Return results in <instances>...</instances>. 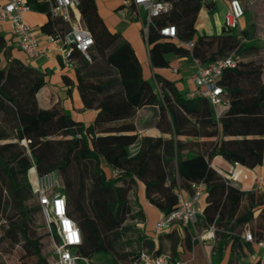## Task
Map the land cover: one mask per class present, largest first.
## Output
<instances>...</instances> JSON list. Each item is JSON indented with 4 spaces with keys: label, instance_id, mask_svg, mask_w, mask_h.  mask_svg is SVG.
<instances>
[{
    "label": "trees",
    "instance_id": "16d2710c",
    "mask_svg": "<svg viewBox=\"0 0 264 264\" xmlns=\"http://www.w3.org/2000/svg\"><path fill=\"white\" fill-rule=\"evenodd\" d=\"M156 1L170 4V10L154 18V25L149 28L146 41L152 68L168 67L170 54L196 58L202 64L228 57L237 62L235 68L224 70L219 80L228 107L218 118L205 98H185L159 76L155 77L162 91L157 93L143 78L129 42L106 27L95 0H82L78 8L93 39L90 60L77 51L71 55L83 109L95 111L89 124L74 121L59 106L41 109L35 95L44 85L43 78L16 59H6V68H1L4 40L0 36V111L19 124L16 142L0 144V177L16 200L21 215L16 228L32 250L34 264H51L57 236L44 218L52 245L47 257L42 255L39 242L28 236L30 212L43 215L34 195L32 171L37 175L56 173L55 192L65 198L67 216L82 237L77 252L89 264L93 256L108 255L121 238L120 231L125 230L122 227L131 211L130 195L136 179L143 183L147 201L163 214L178 206V189L188 191L192 182H204L203 221L208 228L214 226L215 232L232 245L239 242L234 230L248 224L253 212L264 205V195L239 190L212 166L215 157L247 169H255L264 162V63L241 62L257 54L259 47L248 31L223 28L218 35L198 32L200 11L205 8L212 15L216 0ZM43 5L36 4V9L48 16L42 30L49 35L62 31L60 20L52 18ZM166 26L175 27L177 40L160 35V28ZM189 41L193 43L191 50L179 44ZM92 77L97 80H90ZM144 107L158 109L157 120H151V124L169 134V139L139 138L135 117ZM177 136L216 140L203 144L198 152L182 155L183 145L175 139ZM56 137L61 138L53 139ZM139 140V150L132 156L130 147ZM143 152L153 159V170L144 162ZM106 168L111 174L116 172L115 177ZM1 193L0 189V205ZM28 198L34 199V207H28ZM244 198L248 209L240 213ZM260 216L264 218V209ZM133 217L143 220L141 210H136ZM248 230L255 240H264V220ZM138 249L128 264H140L143 250L160 255L141 235ZM111 264H115L113 259Z\"/></svg>",
    "mask_w": 264,
    "mask_h": 264
},
{
    "label": "crops",
    "instance_id": "0c3cea01",
    "mask_svg": "<svg viewBox=\"0 0 264 264\" xmlns=\"http://www.w3.org/2000/svg\"><path fill=\"white\" fill-rule=\"evenodd\" d=\"M26 1L32 10L24 14V21L38 38L39 45L46 46L49 52L46 56L43 55L33 60L29 59L18 48L10 24L0 22V36L4 40L2 63L5 64L6 59H16L43 78L44 85L35 95L37 104L41 109L48 110L53 106H59L68 112L74 121L83 124L91 123L95 117V111L83 109L76 86L74 70L66 71L64 69L58 50L60 45L49 43L47 41L49 34L42 30V27L48 21V16L45 12L37 10L36 4L43 5V3L40 0ZM3 2L4 0H0V4ZM228 2L229 0H216L215 12L212 15L203 8L197 19V23L200 19L199 25L196 23L198 32L207 35L220 34L223 29L222 18L228 7ZM240 2L244 7V15L240 20V28L236 32L248 31L253 42L259 47L257 54L241 59V62L246 63L249 60L255 63H264V59H261V56L264 55V48L260 45L261 43L257 42V40L264 41V0H240ZM95 4L106 27L110 31L121 34L129 42L140 63L143 78L150 82L153 89L157 93L162 91L161 83L155 77L159 76L171 83L180 95L188 98L187 95L195 90V86L191 82V75L194 72L191 57L170 54L167 55L168 67L152 68L141 21L130 16L121 18L117 13L119 4L116 0H95ZM244 41L246 40L243 39ZM197 53L200 54V51L198 50ZM165 90L167 91V89ZM227 107V105L217 108L212 107L215 118H218ZM157 113V108L151 109L148 107L137 111L135 121L139 138H170L169 134L161 133L151 124V120H157ZM148 121L149 123L145 125V122ZM175 139L183 145L182 155L198 152L203 144L216 140L215 138L191 136H177ZM136 144L138 145L135 148L137 153L140 140ZM191 144H193L192 147ZM212 166L239 190L255 195H264V182L259 187L256 186V177L259 175L264 176V162L255 169H247L238 165L232 166L221 157H215L212 160ZM105 170L110 172L108 168ZM109 174L111 175V172ZM132 194L134 205L136 204L135 208L138 211L141 210L143 216V220L140 219L138 225L141 236L144 237L145 241L152 244L153 251L158 254H167L183 264H255L260 257V249L255 245L244 242L241 239V234L245 229H251L262 223L264 218H261L260 213L264 209V205L259 206L253 212V219L248 224L234 230V234L239 236V242L232 245L227 238L223 239L219 232L218 234L214 232L213 236L208 233L209 228L206 227L203 221L202 213L199 215L194 227L186 228L175 223L155 238L154 228L162 212L147 201L144 185L137 179ZM200 206L203 211L205 196L202 198ZM247 209L248 201L244 198L240 205V213L245 212ZM226 234H229V232Z\"/></svg>",
    "mask_w": 264,
    "mask_h": 264
},
{
    "label": "built area",
    "instance_id": "2783aa9c",
    "mask_svg": "<svg viewBox=\"0 0 264 264\" xmlns=\"http://www.w3.org/2000/svg\"><path fill=\"white\" fill-rule=\"evenodd\" d=\"M82 0H40L46 7L52 18L60 20L62 31L49 35L47 41L52 44H59L61 62L66 71L75 69V61L71 59L73 51H77L88 60L89 51L93 46V39L87 30L79 14V6ZM119 4L117 13L121 18L130 16L141 21L142 32L147 38L153 20L160 15L166 14L170 10V4L158 2L156 0H116ZM31 6L26 0H4L0 4V22H8L11 26L13 37L18 48L29 58L36 59L46 56L49 49L40 46L38 38L33 34L31 27L25 23L24 14L30 12ZM244 15V9L240 0H229L228 7L223 14L222 26L226 30L238 31L240 20ZM159 33L166 38L176 39V29L174 26L160 28ZM187 50L193 48V43L179 42ZM194 72L191 75V82L195 90L187 97L194 98L201 96L205 98L210 106L217 108L225 105L224 92L219 85V80L224 70L233 69L237 62L228 57L216 59L208 64H202L198 59L192 58ZM138 145L130 147V154H136ZM116 172L111 174L115 177ZM233 177V176H231ZM264 182V176L256 177V186L259 187ZM57 185V175L54 171L37 175L34 172L33 190L38 205L41 208L49 229L53 228L57 241L53 244L51 264H89L88 260L82 257L77 248L82 243V237L75 223L67 216L66 201L64 196L55 192ZM206 193V184L202 181L192 182L188 191L177 190L178 206L163 214L157 221L154 234L155 238L168 229L171 225L178 223L186 228L196 225L199 215L202 213L200 202ZM216 231L214 226H210L208 233L213 236ZM211 236V237H212ZM241 239L251 245L257 246L260 257L255 264H264V240H255L252 233L245 229L241 234ZM140 264H183L181 261L171 258L167 254L153 255L143 250L139 255Z\"/></svg>",
    "mask_w": 264,
    "mask_h": 264
},
{
    "label": "rangeland",
    "instance_id": "374dc122",
    "mask_svg": "<svg viewBox=\"0 0 264 264\" xmlns=\"http://www.w3.org/2000/svg\"><path fill=\"white\" fill-rule=\"evenodd\" d=\"M113 15V13H112ZM113 20V18H112ZM200 19L197 23L199 25ZM139 33V31H138ZM262 48H264V41L257 40ZM264 59V55L261 56ZM249 62V60L247 61ZM1 68L5 69L6 65L1 64ZM92 81H96L95 77L90 78ZM19 126L18 122L11 116L0 111V144L8 142H16V129ZM56 137L53 139H60ZM66 139V137L64 138ZM24 144V143H22ZM27 144V141H26ZM193 144H191L192 147ZM196 145V144H195ZM144 153V162L150 165L151 170L154 169V161L146 152ZM108 173V171H107ZM34 171L31 172V182L33 184ZM0 189L2 190L1 199L2 204L0 205V264H20L21 262H28L34 264L36 259L32 256V250L24 243L23 238L20 235V231L16 228L20 221L21 215L16 205V200L9 192V186L3 182L0 177ZM132 193L130 195V207L131 211L127 220L124 222L121 232V238L114 244L112 251L105 256H93L90 260V264H111L113 259L115 264H128L133 254L139 249V237L141 235L139 230V220L134 219L136 208L132 200ZM28 207L32 208L35 205L33 198H28L26 201ZM28 221V236L30 239H35L41 245L42 255L45 257L50 254L52 245L46 235L44 226V217L41 214L30 212ZM8 232H12V235H7ZM13 234L15 237H13ZM29 249H28V248Z\"/></svg>",
    "mask_w": 264,
    "mask_h": 264
}]
</instances>
